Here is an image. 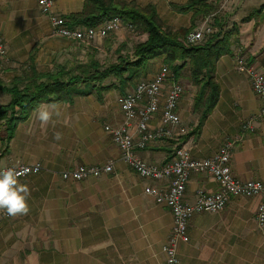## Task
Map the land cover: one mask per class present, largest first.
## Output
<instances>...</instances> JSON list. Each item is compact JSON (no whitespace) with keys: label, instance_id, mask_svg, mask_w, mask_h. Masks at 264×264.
Here are the masks:
<instances>
[{"label":"crops","instance_id":"1","mask_svg":"<svg viewBox=\"0 0 264 264\" xmlns=\"http://www.w3.org/2000/svg\"><path fill=\"white\" fill-rule=\"evenodd\" d=\"M120 1L136 2L141 7L153 4L164 26L175 30L192 25L193 12L181 13L173 7L188 0ZM212 1L217 6L209 15L214 31L237 29L232 35L231 52L222 55L216 64L218 103L202 129L187 135L199 120L194 112L198 87L190 76L184 79L180 74L179 80L186 86L179 113L188 133L178 139L151 143L139 155L149 163L162 164L184 147L195 157L205 158L216 154L227 140L241 138L232 154V173L243 181L264 182V118L243 131L244 124L261 110L262 101L248 76L239 72L234 62V52L241 46L249 62L264 74V0ZM84 3L85 0H55L53 11L64 16L78 13ZM207 17H197L193 31ZM0 34L8 51L0 65V79L7 85L21 75L32 53L36 69L46 73L59 65L85 62L92 56L105 63L114 55L115 62L125 53L123 48L130 46V34L124 28L88 44L61 37L42 13L38 0H0ZM147 37L143 34L141 41ZM162 64L164 56L151 60L150 76ZM187 69L185 66L183 70ZM105 84L112 86L77 96L73 102L41 104L59 112L47 125L37 119L41 105L18 125L9 143L10 152L0 156V166L40 163L44 169L38 175L20 179L31 191L30 211L4 222L0 230V264H164L163 246L170 235L173 216L145 191L161 182L136 174L121 159L105 129L106 125L123 121L118 98L133 88L123 93L114 77ZM7 95L0 90V106L10 102ZM160 117L158 114L154 118L153 126ZM5 129L0 121V154ZM110 160H114V173L83 181L61 178L66 169L105 165ZM199 188L213 192L218 185L206 173H193L186 189L188 202L195 200ZM260 202L259 196L233 197L222 212L196 214L189 223L191 244L179 246V264L238 263L244 261L245 255L252 256V264H264V234L257 223ZM21 224H27V229ZM223 254L226 258H218ZM229 255L236 259H228Z\"/></svg>","mask_w":264,"mask_h":264},{"label":"built area","instance_id":"2","mask_svg":"<svg viewBox=\"0 0 264 264\" xmlns=\"http://www.w3.org/2000/svg\"><path fill=\"white\" fill-rule=\"evenodd\" d=\"M55 0H38L43 14L47 15L54 32L66 39L79 42H92L106 39L122 30L125 26L135 31L132 23H126L120 16H115L96 26L71 27L67 19L53 11ZM208 16L204 24L187 35V43L198 44L206 35L214 32ZM8 51L4 38L0 34V65L7 59ZM234 62L239 72L245 73L253 91L262 101L261 110L251 117L243 126V131L253 128V122L264 118V74L252 65L243 54V48L237 46ZM185 87L168 64H162L155 74L135 83L134 88L118 98L123 121L117 125H106L105 129L120 151L121 159L140 177L161 182L157 186L146 187V193L152 195L157 204L170 210L173 226L163 246L164 264H179V246L190 242L189 223L198 213H218L226 209L233 197H261L257 211L258 228L264 234V182L238 179L232 173L231 158L236 144L241 138L227 140L214 155L197 158L189 149L181 147L171 159L154 164L144 160L140 150H145L151 143L165 139H178L188 133L179 113V105L184 97ZM160 114V122L153 126L154 118ZM8 167L17 170L28 169L20 179L38 175L43 166L37 164H9L0 166V170ZM114 173V160L105 165L86 166L61 172L64 180L83 181L91 177H101ZM193 173H206L218 185L216 191L203 188L196 191V198L188 202L185 198L188 181ZM11 217L0 211V230L4 222Z\"/></svg>","mask_w":264,"mask_h":264},{"label":"trees","instance_id":"3","mask_svg":"<svg viewBox=\"0 0 264 264\" xmlns=\"http://www.w3.org/2000/svg\"><path fill=\"white\" fill-rule=\"evenodd\" d=\"M178 12H193L189 28L175 30L164 26L156 7L150 4L139 6L136 2L120 0H85L81 12L63 15L71 27L96 26L115 16L132 23L148 35L133 51L134 59L119 56L115 62L102 63L94 56L85 62L72 66H56L53 71L39 72L34 65V53L26 62L21 75L10 84L0 79V90L10 95V102L0 106V121L5 125L4 149L0 156L10 152L9 143L18 125L27 120L32 111L43 103L73 102L77 96H85L96 89L106 90L112 84H105L110 77L119 81L124 92L126 85L146 72L151 60L164 56L179 78L182 69L189 66L193 85L198 87L194 112L198 114L197 126L187 135H194L202 129L208 116L218 103L220 86L215 79L219 58L231 52L232 35L237 29L206 35L198 44L185 42L187 35L196 26L197 17L213 14L217 6L212 0H188L184 5L173 6Z\"/></svg>","mask_w":264,"mask_h":264},{"label":"clouds","instance_id":"4","mask_svg":"<svg viewBox=\"0 0 264 264\" xmlns=\"http://www.w3.org/2000/svg\"><path fill=\"white\" fill-rule=\"evenodd\" d=\"M54 114L59 115V112L50 111L44 105H41L36 113L42 125H47ZM56 138L60 139V135L57 134ZM27 171L28 169L17 170L13 167L0 170V211L10 217L27 215L30 211L28 204L30 188L27 184L20 182V177Z\"/></svg>","mask_w":264,"mask_h":264},{"label":"rangeland","instance_id":"5","mask_svg":"<svg viewBox=\"0 0 264 264\" xmlns=\"http://www.w3.org/2000/svg\"><path fill=\"white\" fill-rule=\"evenodd\" d=\"M126 23H128V22H126ZM135 26V31H131L128 27H124V29H126V31H128L129 32V43H130V46L128 47V45H126L124 48H123V50H124V52L125 53H123V55L122 56H124V57H129L130 59H134V57H133V51H134V48H135V46L139 43V42H141V40H142V35L143 34H145L141 29H139L136 25H134ZM215 32V31H214ZM113 35V34H112ZM112 35H110L109 37H111ZM108 37V38H109ZM187 38V37H186ZM185 42L187 43V40L185 39ZM82 43H84V44H88V43H90V42H82ZM188 44V43H187ZM88 59V58H87ZM86 59V60H87ZM118 59V58H117ZM114 61V55L112 56V57H110V58H107L106 60H105V63L106 64H109V63H111V62H113ZM167 64V63H166ZM169 65V64H168ZM170 66V65H169ZM171 67V66H170ZM172 68V67H171ZM188 68H189V66H188ZM184 69V68H183ZM182 69V71H181V76L182 77H184V79L188 76H190V73H188V71H190V70H188L187 69V71H185V70H183ZM146 70V72H144L143 74H140L139 75V77H137V78H135V79H133V81H131V82H129L127 85H126V87H125V92L126 91H129V90H131L132 88H134V86H135V83H137L138 81H140V80H143V79H145V78H148V77H150V74H151V70H150V68H149V66L145 69ZM174 71V70H173ZM176 74V73H175ZM180 78V77H179ZM178 77H177V79H179ZM112 80V79H111ZM190 81H191V78H190ZM180 82H182L183 83V85H185L186 86V82L185 81H182V80H180ZM184 86V87H185ZM196 90H198V89H196ZM7 97H8V95H7ZM41 181H42V179H41ZM57 181H61L60 179L59 180H57ZM29 204V203H28ZM22 226H23V228L24 229H27V224H21ZM189 244H191V240H190V243ZM218 258H226V255H222V256H220V257H218ZM229 258H233V259H236V256H233V257H230V255L228 256V259ZM253 263V258H252V256H250V255H245L244 256V261L243 262H229V263H213V264H252ZM197 264H202V263H197ZM204 264H207V263H204ZM212 264V263H211Z\"/></svg>","mask_w":264,"mask_h":264}]
</instances>
